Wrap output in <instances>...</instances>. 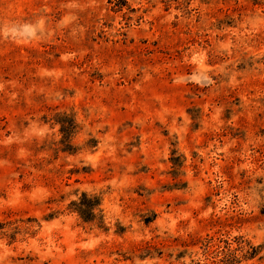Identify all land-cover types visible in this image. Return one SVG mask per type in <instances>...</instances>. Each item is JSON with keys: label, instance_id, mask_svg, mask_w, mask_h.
Here are the masks:
<instances>
[{"label": "rangeland", "instance_id": "rangeland-1", "mask_svg": "<svg viewBox=\"0 0 264 264\" xmlns=\"http://www.w3.org/2000/svg\"><path fill=\"white\" fill-rule=\"evenodd\" d=\"M0 264H264V0H0Z\"/></svg>", "mask_w": 264, "mask_h": 264}, {"label": "trees", "instance_id": "trees-1", "mask_svg": "<svg viewBox=\"0 0 264 264\" xmlns=\"http://www.w3.org/2000/svg\"><path fill=\"white\" fill-rule=\"evenodd\" d=\"M100 198L83 192L79 201H74L75 209L85 220H92L96 216V210L100 205Z\"/></svg>", "mask_w": 264, "mask_h": 264}]
</instances>
